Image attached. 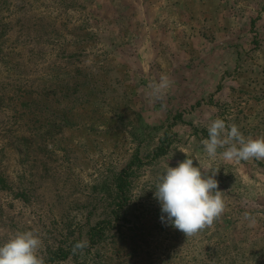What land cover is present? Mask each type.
<instances>
[{"label":"rangeland","instance_id":"rangeland-1","mask_svg":"<svg viewBox=\"0 0 264 264\" xmlns=\"http://www.w3.org/2000/svg\"><path fill=\"white\" fill-rule=\"evenodd\" d=\"M0 264H264V0H0Z\"/></svg>","mask_w":264,"mask_h":264},{"label":"trees","instance_id":"trees-1","mask_svg":"<svg viewBox=\"0 0 264 264\" xmlns=\"http://www.w3.org/2000/svg\"><path fill=\"white\" fill-rule=\"evenodd\" d=\"M106 227L107 225L105 223H101L100 226H94L91 228L90 230V236L92 239L91 243L97 244L105 237L104 230Z\"/></svg>","mask_w":264,"mask_h":264}]
</instances>
